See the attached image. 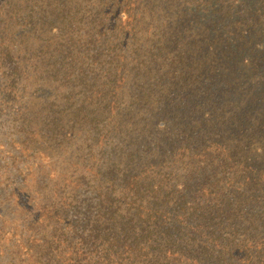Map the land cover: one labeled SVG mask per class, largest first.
<instances>
[{
  "label": "rangeland",
  "instance_id": "374dc122",
  "mask_svg": "<svg viewBox=\"0 0 264 264\" xmlns=\"http://www.w3.org/2000/svg\"><path fill=\"white\" fill-rule=\"evenodd\" d=\"M141 1L144 4L137 8L136 3L140 4ZM118 6L128 10L131 16L132 25L127 30L133 31L137 42L131 40L125 58L132 63V44L136 43L139 55L134 63L144 65L137 78L139 83L145 82L142 78H152L154 75L159 80L166 71L174 70L180 48L171 43L165 29H177L167 25H159L155 29L150 27L151 23L161 24L171 19V12L174 16L172 20L177 21L178 27L185 22L179 18L183 7L174 0L85 1L81 9L87 14V24L77 22L81 19L79 17L71 30L60 32L68 34L74 41L69 37L57 38L54 36L57 31L38 21L25 30L8 17L0 19V54L10 53L12 56V60L0 58V264L72 262L73 247L58 254L53 248V235L60 232L58 220L61 216L52 220L48 203L57 209L62 206L61 201L69 204L71 193L68 191L74 188L71 181L75 180L78 171L72 165L73 158L68 156L70 146L62 143L63 135L53 133L48 114L50 103L73 106L74 112H82L76 122L90 119V123L99 125L100 130L129 129L134 133L144 126L143 119L149 116H160L159 122L171 123L162 111L155 115L152 111H144L143 95L129 87L132 86L131 75L134 72L127 77L122 76L124 81L120 90L114 76L120 69L105 65L112 58L120 61L119 52L114 46L120 41L115 34L121 36L122 33L114 28L127 20L116 15ZM233 9V23L242 22L238 26L240 31L245 32L244 35H235L239 41L225 40L219 34L209 33L204 29L207 26H187L194 30L195 35L186 39V45L191 44L193 49H190L202 51L212 43L222 44L223 49L228 50L221 51L220 56L228 57L230 70L221 78L216 96L220 107L218 116L217 111L205 109L206 100L201 105L192 100L187 107L180 109L179 121L186 122L189 132L183 134V139L191 141L192 150L199 154L196 157L199 166L194 161L188 164L186 153L176 154L174 148L167 149L169 157L179 156L181 160L177 163L171 161L168 168L162 171L172 183L195 186L196 189L208 181V175L218 173L221 180L236 181L238 184L229 188L237 196H243L253 190L245 181L244 171L252 165L250 161L240 163V158L244 153L246 157L251 156L252 150L257 157L264 154V63L253 70L246 62V57L257 55L264 59V0H239ZM144 16L151 19L145 25L142 23ZM95 26L102 27L91 32ZM175 36L170 37L174 39ZM241 36L250 45L248 50L241 49ZM156 42L161 43L157 48ZM67 55L73 56L76 61L66 58ZM233 67L235 73L232 76ZM81 69L89 72L84 82L76 79L74 74ZM205 73L201 76L202 81L210 79L208 72ZM202 86L209 88L210 84L204 82ZM71 95L74 99L68 100L67 97ZM127 95L129 97L125 98ZM234 98H237L238 105H246L250 111L243 110V113L236 114L238 109L231 108V116H222L227 104L232 107ZM128 113L132 115L130 119L126 117ZM218 118L232 123L209 125ZM60 120L57 126L58 129L64 127L63 133L73 126L77 128L71 113ZM128 122L130 125L126 127ZM250 128H254L252 138L247 136ZM233 132L242 139H221ZM105 135L102 131L93 135L97 139L93 146L95 152L106 146ZM150 136L158 140L165 137L176 142L181 140V135L174 131L157 132ZM115 140L127 148V152H132V143L136 141H124L117 137ZM83 143V136L77 135L74 150ZM212 145L218 146V149H212ZM207 156L214 158L218 166L214 167V163L204 159ZM120 160L126 161L125 158ZM77 186L78 189L85 187L80 182ZM196 192L195 189L192 191L195 195ZM44 212L50 220H44ZM69 243L66 241L64 247Z\"/></svg>",
  "mask_w": 264,
  "mask_h": 264
},
{
  "label": "trees",
  "instance_id": "16d2710c",
  "mask_svg": "<svg viewBox=\"0 0 264 264\" xmlns=\"http://www.w3.org/2000/svg\"><path fill=\"white\" fill-rule=\"evenodd\" d=\"M85 1L88 0H0V19L8 17L25 30L38 21L41 25H50L53 31H57L54 36L62 39L69 35L60 32L71 30L79 17L81 19L77 22L87 24V14L81 9ZM174 1L183 7L179 18L185 22L178 27L171 12V19L161 24H150L152 29L159 25L177 29H165L170 36L177 35L174 39L169 36V40L180 48L174 70L166 71L159 80L154 75L142 78L145 82L139 83L137 78L144 65L134 63L139 55L136 43L132 44V63L125 58L129 43L131 40L137 42V39L133 31L127 30L132 25L128 10H122L120 6L116 8V15L127 20L114 28L122 33L121 36L115 34L120 41L113 45L119 52L120 61L112 58L105 64L111 69H120L114 75L120 90L124 81L122 76L127 77L134 72L131 75L132 86L129 87L143 95L144 111H152L154 115L162 111L170 125L159 122L160 116H149L143 119L144 126L134 133L129 129L100 130L99 125L90 123V119L76 122L82 112H74L73 106L48 105L53 133L63 135L62 143L70 146L68 156L73 158L72 165L78 171L75 180L71 181L74 188L68 191L71 193L69 204L61 201L62 206L57 209L48 203L52 220L61 216L58 220L60 232L53 235L54 250L58 254L73 247L72 262L68 264H264V154L262 159L252 150L251 156L246 157L244 153L240 158V163L250 161L252 165L244 171L245 181L253 190L243 196H237L229 188L230 185L236 186V181L221 180L218 173L208 175L203 186L199 185L197 189L193 186L197 191L195 195L192 187L172 183L162 171L171 161L177 163L181 160L179 156L169 157L167 149L174 148L176 154L186 153L188 164L194 161L199 166L196 160L199 154L192 150L191 141L183 139V134L189 132L186 122L179 121L180 109L187 107L192 100L198 105L206 100L205 109L217 111L218 116L220 107L216 96L221 78L230 70L228 57L220 56L221 51L228 50L223 49L222 44L212 43L202 51L192 50L191 44L186 45V39L195 35L194 30L187 26H207L204 29L209 33L219 34L230 41H239L235 35L245 34L238 26L242 22L233 23V8L239 0ZM142 4L144 1L136 3V7ZM144 17L142 23L145 25L151 19ZM101 27L95 26L91 32ZM240 41L241 49L248 50L250 45L246 38L241 36ZM83 43L86 44L85 40ZM158 44L161 43L156 42L155 48ZM67 50L71 49H63ZM0 58L12 60L10 53L2 52ZM66 58L76 61L71 55ZM263 60L261 55L246 57L248 67L250 65L253 70L263 64ZM205 72L210 79L202 81L201 76ZM234 73L235 67L232 76ZM74 74L76 79L84 82L89 72L81 69ZM204 82L210 84L209 88L202 86ZM120 95L124 98L123 93ZM67 99H74V96ZM235 99L232 107L227 104L222 116H231V108L238 109L236 114L250 111L246 105H238ZM69 113L75 118L77 128L73 126L63 133L64 127L58 129L57 123ZM118 114L123 115L122 112ZM129 116L132 115L128 113L127 119L131 118ZM216 123L232 122L218 118L209 125ZM129 125L128 122L126 127ZM254 128L247 130L249 138L254 135ZM100 131L106 134L104 139L107 142L105 147L95 152L93 146L97 139L93 135ZM168 131L180 134V142L169 137L158 140L150 136ZM77 135L83 136L84 143L74 150ZM115 137L124 141L136 140L132 143L133 153L120 146ZM225 137L241 138L236 132L230 136L225 134L221 139ZM212 149H218V146L212 145ZM122 158L127 162L120 160ZM204 159L214 163V167L218 166L214 158L207 156ZM79 182L85 186L83 189H78ZM44 220H50L45 212ZM66 241L70 243L64 247Z\"/></svg>",
  "mask_w": 264,
  "mask_h": 264
}]
</instances>
